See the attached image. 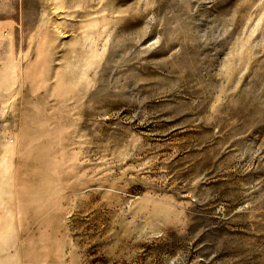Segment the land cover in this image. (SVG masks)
<instances>
[{
	"label": "rangeland",
	"instance_id": "374dc122",
	"mask_svg": "<svg viewBox=\"0 0 264 264\" xmlns=\"http://www.w3.org/2000/svg\"><path fill=\"white\" fill-rule=\"evenodd\" d=\"M0 264H264V0H0Z\"/></svg>",
	"mask_w": 264,
	"mask_h": 264
}]
</instances>
